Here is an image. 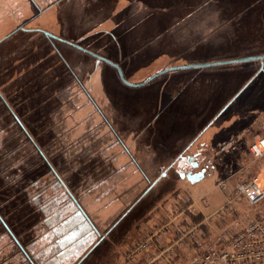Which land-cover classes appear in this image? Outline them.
I'll list each match as a JSON object with an SVG mask.
<instances>
[{"label": "rangeland", "instance_id": "374dc122", "mask_svg": "<svg viewBox=\"0 0 264 264\" xmlns=\"http://www.w3.org/2000/svg\"><path fill=\"white\" fill-rule=\"evenodd\" d=\"M27 1L0 0V264H124L178 198L211 229L231 198L217 182L231 190L263 164L248 145L264 133V57L242 58L264 55V0H166L171 61L156 69L145 49L111 61V32L63 18L52 26L67 39L50 37L47 2ZM193 27L198 42L173 35Z\"/></svg>", "mask_w": 264, "mask_h": 264}, {"label": "built area", "instance_id": "2783aa9c", "mask_svg": "<svg viewBox=\"0 0 264 264\" xmlns=\"http://www.w3.org/2000/svg\"><path fill=\"white\" fill-rule=\"evenodd\" d=\"M255 160L264 156V133L256 136L248 145ZM228 177L217 182V187L230 195ZM235 195L249 206L258 205L264 199V177L255 175L234 185ZM232 197L217 210L223 213ZM166 219L144 231L132 241L124 252V264H264V216H245L240 225H233L224 233H218V244L206 247L203 243L202 224L189 214L201 213L196 203L189 199H177L166 211ZM208 224V223H207ZM185 253L180 257L179 253ZM180 257V258H179ZM182 258V259H181Z\"/></svg>", "mask_w": 264, "mask_h": 264}, {"label": "crops", "instance_id": "0c3cea01", "mask_svg": "<svg viewBox=\"0 0 264 264\" xmlns=\"http://www.w3.org/2000/svg\"><path fill=\"white\" fill-rule=\"evenodd\" d=\"M47 2L48 9V23L50 26L47 31L50 34L59 35L60 37L67 39V35L60 34L53 29L52 25L59 23L60 19H63L64 23H79L81 25H87L83 34L94 33L97 31H104L105 33H112L118 43V52L115 56H111L109 59L115 63H121L126 55H133L139 50H144L147 55L151 58L149 65L154 64L153 68L156 69L158 65H166L169 61L167 57V51L160 53V42L167 40L168 34L166 32H161L159 29L163 18L157 12L158 7L168 4L166 0H44ZM180 5H187V2L192 1V9L198 7L200 1L208 2L209 0H179ZM22 7H29L30 3L27 0H21ZM212 1L208 2V6ZM152 3H155V9L151 8ZM177 4V3H176ZM214 4V3H212ZM178 5V4H177ZM127 9H130V12L127 13ZM153 12L157 13L153 15ZM37 15L32 16L28 20L33 21ZM64 16V17H63ZM62 17V18H61ZM186 20L188 21L189 18ZM91 24L98 25L94 28ZM194 21H192V25ZM117 25V26H116ZM93 27V28H92ZM30 29V28H29ZM188 31L178 32L173 34L181 40L193 39L197 42L201 39L202 34L199 31V28H192L194 32V38L192 35L187 33ZM264 37V34L262 35ZM122 40L129 41L131 45H123ZM264 39H262L258 44V48H264ZM263 42V43H262ZM154 44H156L154 46ZM157 47V51L152 48ZM155 52V53H154ZM205 52V51H204ZM126 53V54H125ZM107 55V54H106ZM119 55V56H118ZM200 54H198L199 56ZM119 57V58H117ZM155 57V58H154ZM172 57V56H169ZM90 92L92 93V85ZM263 134L260 132L259 136ZM263 163L260 166V169L256 172L255 175L258 176L259 180L264 177V156L262 158H257L253 162L257 161ZM252 162V163H253ZM249 161L246 163L248 164ZM249 166V165H248ZM250 167V166H249ZM243 169V168H242ZM247 171V170H246ZM249 174V173H245ZM254 175V176H255ZM251 178V176L249 177ZM248 179V178H246ZM217 187V186H216ZM243 199V198H242ZM244 200V199H243ZM245 201V200H244ZM260 207V212L264 216V199L258 205ZM166 219V217H165ZM164 218L160 220L163 222ZM159 224V223H158ZM211 230V229H210Z\"/></svg>", "mask_w": 264, "mask_h": 264}, {"label": "trees", "instance_id": "16d2710c", "mask_svg": "<svg viewBox=\"0 0 264 264\" xmlns=\"http://www.w3.org/2000/svg\"><path fill=\"white\" fill-rule=\"evenodd\" d=\"M244 170L245 169L241 170V174H244V176L241 180H245L246 178L251 176V175L249 176V174L248 175L245 174L247 171L246 170L244 171ZM232 194L235 195L234 188H232L230 191V195L232 197V200H234L237 196L235 195V197H234ZM236 201H237L236 204L233 207H231V209H229L228 212L225 210L220 215H216V219H214L212 221L213 225H210L212 230H210L208 228L209 225L207 223L202 224V227H201L202 235H203V243L202 244H204L206 247L218 244V242H219L218 233H224L225 230L229 229L231 225H237L238 224V226H239L241 221H242V218L244 216H247V214H244V211L249 212L255 216H263L260 212L261 211L260 207L258 206L261 202L258 205H255V206L251 205L250 207H248L249 205L245 206V201L241 197H239L238 200L236 199ZM240 215H242L241 218H239ZM189 216L194 221H198V220H201L203 218V215L201 213H197V214L191 213V214H189ZM227 222L229 224H227ZM213 227H216L220 230L217 231V229L213 228ZM179 255L182 258L185 257V253H183V252H180Z\"/></svg>", "mask_w": 264, "mask_h": 264}, {"label": "water", "instance_id": "95a60500", "mask_svg": "<svg viewBox=\"0 0 264 264\" xmlns=\"http://www.w3.org/2000/svg\"><path fill=\"white\" fill-rule=\"evenodd\" d=\"M47 35H49L50 37H54V38H56L53 34H50V33H46ZM69 44H71V43H69ZM71 45H73V46H75L76 48H78V49H80V50H82V51H84V52H87V53H89V54H91V55H93L94 57H96V58H98V59H101V60H103V61H105L106 63H108V64H110V65H112L113 67H115L117 70H118V72H119V76H120V78L124 81V78H123V76H122V73H121V71H120V69H119V66L117 65V64H115V63H113V62H111V61H108L107 59H105V58H103V57H100V56H98V55H96V54H93V53H90V52H88V51H85L84 49H82V47L80 48V47H78V46H76V45H74V44H71ZM264 57V55L262 56H251V57H245V58H242V60H246V59H253V58H263ZM230 61H234V60H230ZM219 62H227V61H219ZM218 63V62H217ZM208 64H210V63H198V64H192V65H186V66H184V67H186V68H193V67H198V66H205V65H208ZM154 76V75H153ZM153 76H150V77H148L147 78V80L148 79H150V78H152ZM125 82V81H124ZM141 84H143V83H141ZM132 85H135V84H132ZM193 165H195V163L193 164ZM203 174H204V169H202V170H200V171H198V172H196V174L195 173H192V172H188L187 173V177L190 179V180H197V179H199V178H201L202 176H203Z\"/></svg>", "mask_w": 264, "mask_h": 264}, {"label": "flooded vegetation", "instance_id": "af4514ba", "mask_svg": "<svg viewBox=\"0 0 264 264\" xmlns=\"http://www.w3.org/2000/svg\"><path fill=\"white\" fill-rule=\"evenodd\" d=\"M190 144H191V143H190ZM190 144H189V145H190ZM189 145H187V148L189 147ZM225 145H226V144H225ZM190 159H191V158H190ZM190 159H189V160H190ZM190 161H193V160H190ZM194 163H195V162H194ZM194 163H193V164H194ZM202 169H204V172H205V168H204V167H201L198 171H200V170H202Z\"/></svg>", "mask_w": 264, "mask_h": 264}]
</instances>
